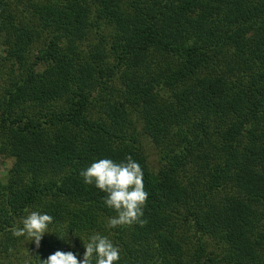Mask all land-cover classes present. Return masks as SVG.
Listing matches in <instances>:
<instances>
[{
  "label": "trees",
  "instance_id": "obj_1",
  "mask_svg": "<svg viewBox=\"0 0 264 264\" xmlns=\"http://www.w3.org/2000/svg\"><path fill=\"white\" fill-rule=\"evenodd\" d=\"M1 155L0 264L93 232L118 264H264V0H0ZM128 155L147 223L109 229L80 173ZM25 209L54 218L39 248Z\"/></svg>",
  "mask_w": 264,
  "mask_h": 264
},
{
  "label": "clouds",
  "instance_id": "obj_2",
  "mask_svg": "<svg viewBox=\"0 0 264 264\" xmlns=\"http://www.w3.org/2000/svg\"><path fill=\"white\" fill-rule=\"evenodd\" d=\"M80 175L86 185L94 186L105 194L104 204L115 212L114 216L107 218V228L133 224L144 226L147 223L143 219L149 196L145 190L144 170L131 155L120 162L111 158L97 159L82 170ZM25 212L27 214L10 231L14 237H26L34 241L39 248L54 218L38 210L25 209ZM83 246L85 251L82 258H78L79 254L72 251L57 250L47 259H40V264H118L121 260V247L107 234L93 232L83 242Z\"/></svg>",
  "mask_w": 264,
  "mask_h": 264
},
{
  "label": "rangeland",
  "instance_id": "obj_3",
  "mask_svg": "<svg viewBox=\"0 0 264 264\" xmlns=\"http://www.w3.org/2000/svg\"><path fill=\"white\" fill-rule=\"evenodd\" d=\"M145 153L147 155V160L149 162V165L151 167H155L156 166V155H155L154 149L151 146V144L145 143ZM10 164H11L10 158H6L2 155L0 156V177H2L5 174Z\"/></svg>",
  "mask_w": 264,
  "mask_h": 264
}]
</instances>
